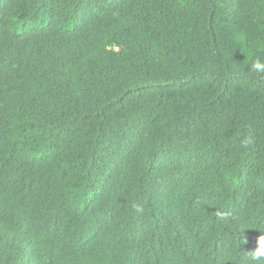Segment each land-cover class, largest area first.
I'll return each mask as SVG.
<instances>
[{
	"label": "trees",
	"instance_id": "16d2710c",
	"mask_svg": "<svg viewBox=\"0 0 264 264\" xmlns=\"http://www.w3.org/2000/svg\"><path fill=\"white\" fill-rule=\"evenodd\" d=\"M257 56L264 0H0V264H264Z\"/></svg>",
	"mask_w": 264,
	"mask_h": 264
},
{
	"label": "clouds",
	"instance_id": "9594fccd",
	"mask_svg": "<svg viewBox=\"0 0 264 264\" xmlns=\"http://www.w3.org/2000/svg\"><path fill=\"white\" fill-rule=\"evenodd\" d=\"M235 40L242 41L243 35L239 34L234 37ZM250 71L255 74H264V58L257 56L250 63ZM252 258L254 260H260L264 258V235H260L257 239L256 246L251 251Z\"/></svg>",
	"mask_w": 264,
	"mask_h": 264
}]
</instances>
